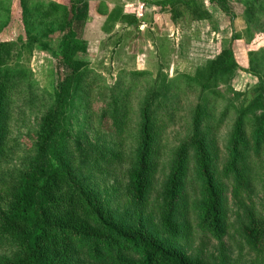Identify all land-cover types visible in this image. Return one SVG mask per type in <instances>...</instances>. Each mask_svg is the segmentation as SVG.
Here are the masks:
<instances>
[{
	"label": "rangeland",
	"instance_id": "rangeland-1",
	"mask_svg": "<svg viewBox=\"0 0 264 264\" xmlns=\"http://www.w3.org/2000/svg\"><path fill=\"white\" fill-rule=\"evenodd\" d=\"M45 1L69 6L75 0ZM109 1L115 7L121 6L128 19L116 23L110 32H106L99 20L87 34L88 39L81 40L83 53L73 44L70 48L69 59L84 61L80 69L88 70L86 81L92 83V90L88 91L90 97L77 98L75 107H70L69 99L60 104L55 100L57 106L51 111L57 117L56 138L66 143L64 157L74 176L101 199L104 213L111 212L121 227L128 226L134 231L139 227L140 210L128 202L122 189L130 183L125 172L142 143L146 111L150 114L152 127L160 136L153 160L157 164V174L142 223L148 231L149 218L155 223L158 220L154 206L169 174L174 152L184 143L190 144L194 115L198 111L202 117L211 115L213 125L218 124L212 128L209 141L215 165L221 173L228 164V141L241 109L257 94L264 93V14L260 12L261 16L255 17L251 24L244 15L247 6L260 8L264 0H228L229 15L210 0H199L212 14V19L202 21L194 20L188 13L175 19L168 6L157 3L163 0ZM97 8L98 11L107 10L105 4ZM102 27L104 29L100 31ZM75 28L77 32L78 29L81 31L80 27ZM20 29L15 21L4 34V40L8 39L10 43L4 51L6 62L1 71L4 73L5 67L24 71L26 79L23 83L33 84L36 99L30 103L31 108L25 107L29 101L24 98L26 86L19 85L8 136V155L0 163V193L5 192L27 163L38 158L37 136L42 117L49 110L45 104L52 97L57 98V92H61L59 83L68 75L65 66L54 57V51L59 49L60 34H54L48 40L41 38V42L50 47L44 50L39 44L19 43ZM227 49H232L236 66L229 79L217 83L215 91L222 96L207 97V93H202L196 86H189L187 77H194L198 69ZM79 53L85 56L81 57ZM8 80L9 77H3V81ZM87 83H83L84 88L89 86ZM26 95L32 97L29 93ZM116 97L120 101L118 104L113 103ZM86 103L91 104L90 109L85 108ZM79 104H83L81 109ZM261 113L257 112L258 115ZM90 114L93 117L88 119ZM112 115L117 116V121ZM246 128L248 138L253 142L251 128ZM92 149L105 150L108 155L112 152L119 158L114 166L98 175L90 170V159L86 160ZM190 156H194V150L190 151ZM249 160L253 162L255 174L252 172L251 179L246 173L242 188L237 189L236 171L231 180L224 181L228 187L225 201L229 229L220 240L202 234L196 224L199 216L192 208L203 199L202 185L195 169L188 175L185 184L190 210L185 220L192 224L193 234L191 241H183L182 246L189 256L199 255L211 264H264V248L261 253L252 252L240 236L248 214H256L264 223V143L259 153L250 152ZM2 250L0 257L6 255L1 253Z\"/></svg>",
	"mask_w": 264,
	"mask_h": 264
},
{
	"label": "trees",
	"instance_id": "trees-1",
	"mask_svg": "<svg viewBox=\"0 0 264 264\" xmlns=\"http://www.w3.org/2000/svg\"><path fill=\"white\" fill-rule=\"evenodd\" d=\"M3 1H0V163L8 155V136L19 85L26 86L24 98L29 100L23 106L31 108L30 103L36 99L33 84L23 83L26 79L24 71L7 67L4 73L1 71L6 62L4 51L10 43V40H4V34L16 21L21 28L17 41L39 44L44 50L50 47L42 43L41 38L48 40L54 34H60L59 49L54 51V57L65 66L68 75L59 83L61 92H57V98L52 97L48 101L50 104H45L49 110L42 117L37 136L35 150L38 158L27 163L5 192L0 193V251L3 249L1 253L6 254L0 257V264H211L199 255L189 256L182 246L183 241H191L193 234L192 224L185 220L190 210L185 180L195 169L203 195V199L192 208L198 212L199 222L196 224L202 234L220 240L229 229L225 201L228 187L224 181L231 180L236 171V185L240 189L246 173L251 179L252 172L255 174L249 157L253 150L259 153L264 143V93L257 94L248 106H242L228 141V164L221 173L215 165L209 141L212 128L218 124L213 125L211 115L202 117L200 111L194 115V133L190 136V144L184 143L174 152L169 174L156 200L157 207L154 206L158 220L155 223L148 217V231L144 230L142 223L145 220L144 210L151 202L150 193L157 174V164L153 160L160 135L152 127V118L146 111L142 143L125 172L130 183L122 189L128 202L140 210L137 219L139 227L136 231L128 226L121 227L111 212H103L101 199L74 176L64 157L66 143L56 138L57 117L51 111L57 106L55 100L60 104L69 99L70 107H75L77 98H89L91 95L88 91L92 90V83L86 81L88 70L80 69L84 61L72 62L69 59L72 44L83 53V47H80L83 43L75 23L78 21L76 24H80L83 18L78 19L77 8L86 0L72 1L69 6L45 0ZM210 1L226 15L231 13L228 0ZM157 3L168 6L175 19L186 13L194 20L212 19L211 12L199 0H163ZM260 12L264 14V5L260 8L247 6L244 13L246 21L251 24L255 17L261 16ZM122 19L128 17L122 8L115 7L108 14L106 32H110ZM235 66L232 49L224 50L215 60L198 69L194 77H187V83L207 93V97L222 96L215 91L217 83L229 79ZM3 77L10 80L3 81ZM83 83L89 86L84 88ZM28 93L31 98L26 95ZM119 102L117 97L114 98V104ZM82 105L79 104L80 109ZM86 107L90 109L91 104L86 103ZM257 112L262 113L258 115ZM92 117L90 114L88 119ZM112 117L117 121L116 115ZM246 126L251 128L253 142L248 138L250 135H247ZM192 150L193 157L190 156ZM89 153L86 158L91 160L88 166L98 175L114 166L119 158L118 154L111 152L108 155L105 150L92 149ZM104 163L106 165H102ZM240 236L250 251H263L264 223L256 214L247 215Z\"/></svg>",
	"mask_w": 264,
	"mask_h": 264
},
{
	"label": "crops",
	"instance_id": "crops-1",
	"mask_svg": "<svg viewBox=\"0 0 264 264\" xmlns=\"http://www.w3.org/2000/svg\"><path fill=\"white\" fill-rule=\"evenodd\" d=\"M109 2H112V1H109V0H86V2L83 5H79L78 6V8H77L78 9L77 10V12H78V19H80V18L83 17L82 20H81V22H82V27L80 28L81 31H79V29H78L79 39L86 41V39H88V38H86L87 34H89V32L91 31V29L94 28L92 26L94 24H96L99 20H101V24H103L104 27H105L108 14L116 6V5L114 6L113 3H109ZM100 4H105V7L107 9L105 12H99L97 10L98 9L97 7ZM117 7L122 8L119 5ZM76 23H75V27L77 26L79 28V25L80 24L77 25ZM104 27H102V29L100 28V31H103ZM83 36H85V37H83Z\"/></svg>",
	"mask_w": 264,
	"mask_h": 264
}]
</instances>
